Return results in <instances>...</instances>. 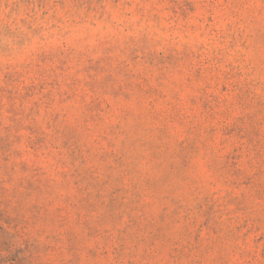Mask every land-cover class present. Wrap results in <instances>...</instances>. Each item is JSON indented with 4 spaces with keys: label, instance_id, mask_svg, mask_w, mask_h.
Returning a JSON list of instances; mask_svg holds the SVG:
<instances>
[{
    "label": "rangeland",
    "instance_id": "374dc122",
    "mask_svg": "<svg viewBox=\"0 0 264 264\" xmlns=\"http://www.w3.org/2000/svg\"><path fill=\"white\" fill-rule=\"evenodd\" d=\"M0 264H264V0H0Z\"/></svg>",
    "mask_w": 264,
    "mask_h": 264
}]
</instances>
